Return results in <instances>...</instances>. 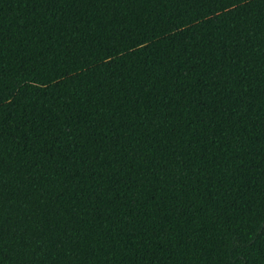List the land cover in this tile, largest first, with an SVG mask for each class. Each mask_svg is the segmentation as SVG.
<instances>
[{"label":"trees","instance_id":"1","mask_svg":"<svg viewBox=\"0 0 264 264\" xmlns=\"http://www.w3.org/2000/svg\"><path fill=\"white\" fill-rule=\"evenodd\" d=\"M0 264H264V0H0Z\"/></svg>","mask_w":264,"mask_h":264}]
</instances>
